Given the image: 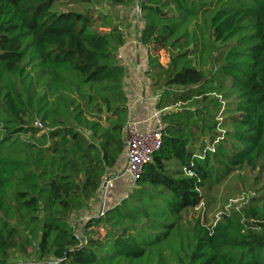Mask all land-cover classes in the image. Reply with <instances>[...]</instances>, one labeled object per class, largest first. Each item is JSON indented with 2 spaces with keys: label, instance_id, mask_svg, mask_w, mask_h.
Listing matches in <instances>:
<instances>
[{
  "label": "trees",
  "instance_id": "trees-1",
  "mask_svg": "<svg viewBox=\"0 0 264 264\" xmlns=\"http://www.w3.org/2000/svg\"><path fill=\"white\" fill-rule=\"evenodd\" d=\"M99 1L0 0V264H264V195L191 216L233 176L264 189V0H105L138 9L162 127L94 215L129 120L125 30Z\"/></svg>",
  "mask_w": 264,
  "mask_h": 264
},
{
  "label": "rangeland",
  "instance_id": "rangeland-1",
  "mask_svg": "<svg viewBox=\"0 0 264 264\" xmlns=\"http://www.w3.org/2000/svg\"><path fill=\"white\" fill-rule=\"evenodd\" d=\"M95 5L97 8H101L102 11H110L112 14L118 16V25L121 29L125 30V41L128 44H131L134 41L137 34V30L139 28V23L137 21L139 12L137 7L135 5H130L127 7L115 6L112 8L105 0L99 1V3L95 2ZM118 59L120 64L123 66V64L121 63V59L119 57ZM112 177L113 175L110 178L112 179ZM215 193V199L212 203H209L208 205L200 204L198 208H196L194 213L191 214V216L195 217L199 213L201 218L205 215L207 221L212 222L218 216L221 211V207L225 203H228V205L225 204V206L227 207L243 208L246 206V204H248V200L250 197L264 195V189L262 187V184L257 183V180L254 179L253 174L247 173L246 175L233 176L227 183L218 187ZM96 202L97 204L90 211V213L94 215L100 212V208H103L106 203L104 202L103 204L102 190L99 192ZM83 217L84 214L72 220L74 225V231L78 235L79 228L83 222ZM8 264L41 263H38L35 257L31 255L27 257H22L21 255L16 254L14 257L11 258Z\"/></svg>",
  "mask_w": 264,
  "mask_h": 264
},
{
  "label": "crops",
  "instance_id": "crops-1",
  "mask_svg": "<svg viewBox=\"0 0 264 264\" xmlns=\"http://www.w3.org/2000/svg\"><path fill=\"white\" fill-rule=\"evenodd\" d=\"M117 57L121 59V63L124 69H126L123 89L128 100V119L134 121L139 130H145L149 127L148 119L151 109L149 95L152 94V92L149 89L147 80L143 76L145 52L137 43V34L131 44H128L126 41L124 42L117 51ZM125 153L124 149L114 168L112 174V187L106 189L104 192L103 204L104 202L106 203L103 208L115 204L127 193L129 188V176L127 173L123 172L126 161ZM96 204L97 202L92 204L90 208L92 209Z\"/></svg>",
  "mask_w": 264,
  "mask_h": 264
},
{
  "label": "built area",
  "instance_id": "built-area-1",
  "mask_svg": "<svg viewBox=\"0 0 264 264\" xmlns=\"http://www.w3.org/2000/svg\"><path fill=\"white\" fill-rule=\"evenodd\" d=\"M156 96L157 94L149 95L151 109L148 119L149 127L147 129L139 130L137 124L132 120H128L125 125L124 149L126 152V161L123 172L129 176V186L140 166L149 159L150 153L157 149L159 143L162 124L159 120V112L153 106ZM111 187L112 179L104 177L100 187V191H103V196L105 190ZM101 211L102 208H100Z\"/></svg>",
  "mask_w": 264,
  "mask_h": 264
}]
</instances>
